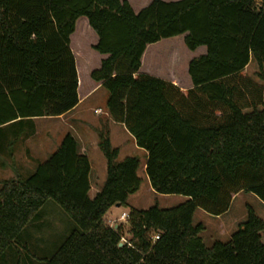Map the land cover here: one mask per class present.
I'll list each match as a JSON object with an SVG mask.
<instances>
[{
  "label": "trees",
  "instance_id": "trees-1",
  "mask_svg": "<svg viewBox=\"0 0 264 264\" xmlns=\"http://www.w3.org/2000/svg\"><path fill=\"white\" fill-rule=\"evenodd\" d=\"M82 18L98 37L93 50L108 56L91 78L109 94V116L147 153L153 191L188 200L130 209L141 161L118 162L104 137L107 178L91 199L90 161L68 134L27 178L0 181V261L52 201L78 229L41 264H264V221L252 208L226 243L206 247L193 224L199 209L226 214L240 193L264 204V86L246 74L256 61L264 82V0H154L139 13L125 0H0V155L2 126L78 105L71 37ZM180 36L207 50L189 65V91L140 72L148 46ZM118 204L131 236L122 247L123 226L106 219Z\"/></svg>",
  "mask_w": 264,
  "mask_h": 264
},
{
  "label": "rangeland",
  "instance_id": "rangeland-1",
  "mask_svg": "<svg viewBox=\"0 0 264 264\" xmlns=\"http://www.w3.org/2000/svg\"><path fill=\"white\" fill-rule=\"evenodd\" d=\"M128 1L133 7L135 13H139L146 8L154 0H125ZM165 2H177L181 0H163ZM261 3V1H259ZM88 21L82 18L77 22V32L73 37L72 49L74 53L84 54V51L93 49L96 37L93 31L88 27ZM89 28V29H87ZM88 33L92 37L86 36ZM85 36V37H84ZM184 37L180 36L174 39L162 41L156 48L153 49L152 63L158 68H165L167 77L172 71H169V65L180 71L187 69V63L198 55H203L205 48H201L197 52H191L184 44ZM90 52V51H89ZM93 55L92 51L89 53ZM94 62V61H93ZM166 66V67H165ZM259 72V67L256 61H251L246 74L254 81L264 86V82L256 77ZM82 73V72H81ZM188 77V73H187ZM83 78V73L79 76ZM103 90L97 97L101 96ZM43 122H40V130H44ZM123 155V154H122ZM134 155V154H132ZM132 157V156H130ZM133 157H136L135 155ZM141 167L138 171V177L141 179V186L139 190L131 195L128 200L130 209L148 210L152 207L160 209H172L183 203L188 199L179 195H159L151 188L144 162L142 158ZM98 158L93 159L94 170L98 169ZM18 176L27 178L29 175L25 172H10L3 170L0 162V181L16 179ZM107 178V173L100 172L91 175V191L89 197L94 199L97 193L102 189ZM252 208L256 215L264 221V204L251 193H241L232 202L229 211L223 217H216L209 215L205 211L199 209L195 213L193 224L203 225L205 228L201 234V238L206 247H211L216 242L226 243L231 240L232 235L238 231L239 227L245 223L248 215V208ZM123 214H128L124 208L112 209L106 219L113 228L119 225L123 226L124 238L122 244L130 240L128 219L121 220ZM77 225L66 215V213L54 202H47L44 207L39 211L37 218L31 222L21 233L18 241L14 247L9 249L0 264H41L45 258H50L63 242L70 236V234L77 230ZM262 243L264 244V232L262 233Z\"/></svg>",
  "mask_w": 264,
  "mask_h": 264
},
{
  "label": "crops",
  "instance_id": "crops-1",
  "mask_svg": "<svg viewBox=\"0 0 264 264\" xmlns=\"http://www.w3.org/2000/svg\"><path fill=\"white\" fill-rule=\"evenodd\" d=\"M88 27L90 28L89 25ZM76 32L77 26L74 35L71 37V49ZM86 36L92 37L88 33H86ZM95 37L96 42L94 41L91 46H95L98 43L96 34ZM183 37L185 39V36ZM161 42L147 47L142 58L140 72L170 82L182 91L193 89V83L188 72L189 65L194 59L205 55L207 52L206 48L201 47L205 48V50H202L203 55H198V57L188 61V67L185 71L173 68L169 63L166 64V66L169 65L168 70L172 71L171 75L167 77L165 68H158L152 63V60H154L152 57L153 49ZM201 48L194 52L199 51ZM89 51H92L93 55L89 54ZM72 52L75 57L79 79L78 105L72 111L60 117L32 119L33 126H16L18 121L2 126V142L5 144L4 148H6V151L0 155L2 169L17 173L25 172L28 175L35 172L39 164L47 161L59 149L63 139L68 134H71L76 139L80 153L87 156L90 161V183L93 172L107 173V160L100 148L102 137L108 138L112 148L119 150L118 162L135 155L137 158H142L146 169L147 153L137 146L135 139L124 124L116 123L111 119L107 110L109 94L103 88L102 83H97L91 78L92 72L100 69L102 61L106 60L108 56L97 53L92 47L90 50L84 51V54H79V56L74 53L73 49ZM81 72L83 73L82 79L79 78L82 74ZM103 90L106 92L97 97ZM40 122H43L44 125V130L42 131L39 128ZM94 158H98V169L96 170H94ZM240 194L235 196L234 199ZM112 209L120 208L115 206Z\"/></svg>",
  "mask_w": 264,
  "mask_h": 264
},
{
  "label": "built area",
  "instance_id": "built-area-1",
  "mask_svg": "<svg viewBox=\"0 0 264 264\" xmlns=\"http://www.w3.org/2000/svg\"><path fill=\"white\" fill-rule=\"evenodd\" d=\"M125 218L128 219V214H127V215H126V214H123V215L121 216V220H122V221H125ZM158 239H159L158 236L154 238V240H158Z\"/></svg>",
  "mask_w": 264,
  "mask_h": 264
},
{
  "label": "water",
  "instance_id": "water-1",
  "mask_svg": "<svg viewBox=\"0 0 264 264\" xmlns=\"http://www.w3.org/2000/svg\"><path fill=\"white\" fill-rule=\"evenodd\" d=\"M116 207L120 208V205L118 204V205H116ZM122 246H123V244H120V247H122Z\"/></svg>",
  "mask_w": 264,
  "mask_h": 264
}]
</instances>
